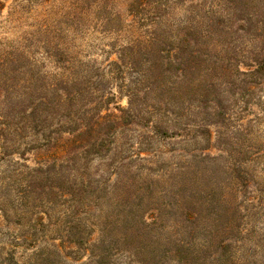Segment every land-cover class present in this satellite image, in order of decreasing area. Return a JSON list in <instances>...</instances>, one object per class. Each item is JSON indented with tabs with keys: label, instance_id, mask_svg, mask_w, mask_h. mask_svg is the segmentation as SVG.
Returning <instances> with one entry per match:
<instances>
[{
	"label": "rangeland",
	"instance_id": "1",
	"mask_svg": "<svg viewBox=\"0 0 264 264\" xmlns=\"http://www.w3.org/2000/svg\"><path fill=\"white\" fill-rule=\"evenodd\" d=\"M65 6L0 0V264H264V77L247 75L264 32L215 36L199 70L161 88L129 46L148 22L129 33L99 11L71 31ZM57 39L76 52L65 110ZM100 99V116L130 108L101 157L54 165L19 120L36 107L47 134L67 116L95 119Z\"/></svg>",
	"mask_w": 264,
	"mask_h": 264
},
{
	"label": "trees",
	"instance_id": "2",
	"mask_svg": "<svg viewBox=\"0 0 264 264\" xmlns=\"http://www.w3.org/2000/svg\"><path fill=\"white\" fill-rule=\"evenodd\" d=\"M62 1L64 5L66 4L65 16L71 31H76L77 25L83 26L86 17H96L99 11L106 12L107 22H115L118 25L125 23L124 28L128 27L129 33H133L131 30L135 25L141 27L143 23L148 22L147 31L142 30L139 35L134 36L129 46L133 54L144 53L149 57V66L145 72L149 74L151 86L158 83L161 88H164L162 82L165 78L174 76L178 80H183L186 74L199 70L200 58H207L206 52L211 51L217 43L214 40L215 36L221 37L228 32L230 35L244 32L255 38L259 30L264 32V0H217L218 11H213V7H207L203 0L200 2L199 0H122L127 3L126 17H122L117 6L120 0ZM177 9L183 11L181 20H175L174 12ZM127 17H131L129 24L126 23ZM234 25L236 27L232 29ZM116 28L114 30L118 33L119 28L118 30ZM53 45L52 59L55 64H62L58 67L61 72L56 76L64 84L59 91L60 95L56 97V105L65 110L66 105H70L68 75L72 74L70 67L74 65L72 60L76 52L58 39ZM17 52L18 49L14 48L7 56L12 55L16 58ZM255 54L257 56L252 60L251 65L247 66V75L260 79L264 77V49H259ZM47 55L50 54L47 53ZM64 65L68 66L65 68ZM207 69L210 71L214 67L208 66ZM205 83L209 91L212 82L210 80L201 82V84ZM199 84L193 86L198 87ZM106 105L107 103L105 104L102 99L93 102L92 110L97 114L95 119L88 121L81 119L79 122H74L67 116L56 129L41 135H39L38 123L40 125L42 123L37 117L40 111L37 112L36 107L28 108V110L22 108L18 113L20 115L21 112L19 120L23 123L22 128L29 132L32 138L37 139L35 143L43 148V155L50 157L49 160L55 165L57 162L72 161L76 155L82 158L92 152L93 156L101 157L102 153H106L103 150L104 138L113 129L123 128L124 116L130 114V108L123 110L118 107L119 115L110 112L100 116L98 108L106 107ZM22 128L14 127L13 134L19 137V130ZM23 151L20 155L24 154ZM71 155H73L72 158H70ZM43 163L46 164L48 161L44 160ZM125 238L129 236L126 235ZM27 239L24 238V246H28ZM31 243L29 245L33 247L36 240H32ZM101 264H111L107 255L102 256Z\"/></svg>",
	"mask_w": 264,
	"mask_h": 264
}]
</instances>
